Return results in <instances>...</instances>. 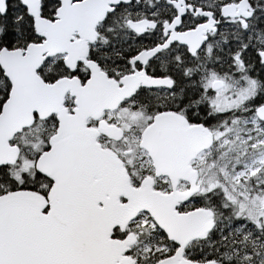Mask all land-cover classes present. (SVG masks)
<instances>
[{
    "label": "snow or ice",
    "instance_id": "snow-or-ice-1",
    "mask_svg": "<svg viewBox=\"0 0 264 264\" xmlns=\"http://www.w3.org/2000/svg\"><path fill=\"white\" fill-rule=\"evenodd\" d=\"M0 264H264V0H0Z\"/></svg>",
    "mask_w": 264,
    "mask_h": 264
}]
</instances>
